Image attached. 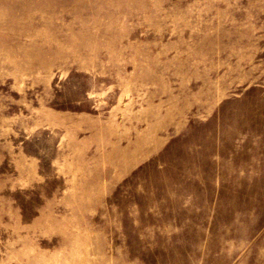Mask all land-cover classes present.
I'll return each instance as SVG.
<instances>
[{"label": "rangeland", "instance_id": "374dc122", "mask_svg": "<svg viewBox=\"0 0 264 264\" xmlns=\"http://www.w3.org/2000/svg\"><path fill=\"white\" fill-rule=\"evenodd\" d=\"M0 264H264V0H0Z\"/></svg>", "mask_w": 264, "mask_h": 264}]
</instances>
